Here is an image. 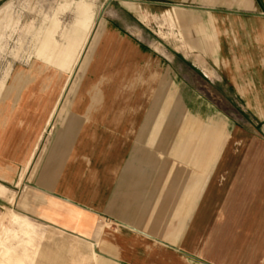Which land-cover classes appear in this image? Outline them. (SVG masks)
I'll return each mask as SVG.
<instances>
[{"label":"crops","instance_id":"1","mask_svg":"<svg viewBox=\"0 0 264 264\" xmlns=\"http://www.w3.org/2000/svg\"><path fill=\"white\" fill-rule=\"evenodd\" d=\"M76 6L37 60L69 80L82 59L80 82L16 73L33 80L1 103L0 173L23 168L20 185L39 157L41 219L97 240L86 257L66 237L80 263L109 264L98 246L116 264H264V0H106L94 36L95 5ZM175 27L184 41L143 30Z\"/></svg>","mask_w":264,"mask_h":264},{"label":"rangeland","instance_id":"2","mask_svg":"<svg viewBox=\"0 0 264 264\" xmlns=\"http://www.w3.org/2000/svg\"><path fill=\"white\" fill-rule=\"evenodd\" d=\"M80 1H86L95 5V26L92 32V36H94L97 28H99V25L104 19L103 14L105 12L103 13V9L105 8L106 0H0V107L1 103L6 102L8 97L16 100L20 91L26 87L27 82L33 80V77H29L27 74L18 73L16 75L18 71H42L44 74L47 72V76L54 75L55 79L62 83L61 87L66 88L65 85L67 84V78L69 76L66 73L67 70H58L52 67L49 68V72L47 70L48 67L39 70L38 66L44 63L37 59L45 61L51 57V50L45 48L47 40H50L55 45L63 42V31L69 28L75 20L76 3ZM65 2L70 3L71 7L66 13L61 14L60 7ZM117 5L113 4V7H117ZM110 13L112 14V11L108 9L105 14L106 19L112 17L109 15ZM55 16H58L61 21L59 28H52ZM143 19L147 24V16ZM164 20L167 23L168 17L166 19L164 18ZM161 23L163 24V21ZM176 24V22H171V25ZM149 29L151 33L148 32L147 28H143L145 38L150 41H153L154 37L159 41L163 39L170 41L176 39L182 40V35L180 34L181 28ZM189 29L185 28L186 37L191 34L187 32ZM92 39L83 56V61L89 54L88 50L90 49L89 46L92 45ZM188 42L185 39L186 50L189 48ZM83 64L82 62L75 67V77L70 83V90L78 86ZM68 102L64 101L63 104ZM38 158L35 160V164ZM35 164L28 167L20 185H18V181L22 176L23 168L16 169L17 174L13 176V181L0 173V251L1 253L4 251L2 255L0 253V264H83L73 255V242H70L66 237L74 240L77 252L81 255L84 254L86 257L90 252L88 248L90 244L87 241L96 244L97 240L91 241L65 230L63 231L67 234L63 233L56 226L48 224L41 219L36 207V196L38 192L35 189V181L33 178ZM30 192L33 197L32 203H30L29 199L27 200V195ZM10 209L25 215L29 221L41 227L45 234L36 232L25 222L24 218L18 219V222L11 221L10 216L8 217L6 215ZM22 226H25V229ZM69 234L76 236V238ZM94 251L104 256H99L100 260L108 262L109 264H116L107 259L109 257L103 255L98 246L94 248ZM5 254L7 255L4 256ZM114 261L118 264H123L116 260ZM94 263V260H89V264Z\"/></svg>","mask_w":264,"mask_h":264},{"label":"bare ground","instance_id":"3","mask_svg":"<svg viewBox=\"0 0 264 264\" xmlns=\"http://www.w3.org/2000/svg\"><path fill=\"white\" fill-rule=\"evenodd\" d=\"M94 29V28H93ZM91 31V30H90ZM91 34V33H90ZM89 34V35H90ZM87 36V35H86ZM87 38H89V36L87 37ZM87 42H90V41H87ZM87 49V48H86ZM79 57V56H78ZM82 58V57H81ZM79 59V58H78ZM77 61H79V60H77ZM81 61H82V59H80V61H79V63L76 65V66H78V65H80L81 64ZM75 66V67H76ZM75 69V68H74ZM75 70H73V72L71 73V75H70V77H69V80H67V84L65 85L66 86V88L65 89H69L70 88V83H71V81L73 80V78L75 77L74 76V74H75V72H74ZM22 76V75H21ZM20 76V77H21ZM17 78V77H16ZM22 80H23V78H22ZM17 81V80H16ZM20 82V81H19ZM17 84V83H16ZM18 86V85H17ZM61 106V105H60ZM57 111V110H56ZM53 113V112H52ZM57 115V114H56ZM52 124V123H51ZM51 124H50V128H51ZM23 179V178H22ZM21 184V183H20ZM8 210V209H7ZM7 212V211H6ZM8 217L10 216V218H11V221H13V222H18V219H23V215L22 214H20V212H18V211H15V210H9L8 211V214H6ZM3 221H4V219H3ZM23 227V226H22ZM25 227V226H24ZM23 227V228H24ZM25 229V228H24ZM25 234H26V232H25ZM28 235V234H27ZM53 247V246H52ZM54 248V247H53ZM65 250V249H64ZM62 251V250H61ZM62 252H65V251H62ZM0 253H1V251H0ZM2 253H4V251L2 252ZM2 253H1V255H2ZM0 255V256H1ZM7 254H5L4 256H6ZM17 259V258H16Z\"/></svg>","mask_w":264,"mask_h":264}]
</instances>
